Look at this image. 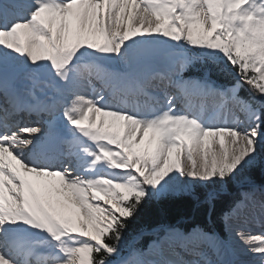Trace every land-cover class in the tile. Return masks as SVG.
Masks as SVG:
<instances>
[{"label":"snow or ice","instance_id":"obj_1","mask_svg":"<svg viewBox=\"0 0 264 264\" xmlns=\"http://www.w3.org/2000/svg\"><path fill=\"white\" fill-rule=\"evenodd\" d=\"M256 166L264 0H0V264H264Z\"/></svg>","mask_w":264,"mask_h":264},{"label":"trees","instance_id":"obj_2","mask_svg":"<svg viewBox=\"0 0 264 264\" xmlns=\"http://www.w3.org/2000/svg\"><path fill=\"white\" fill-rule=\"evenodd\" d=\"M249 175L258 182L264 181V168L256 166L250 170ZM214 219L218 220V215ZM143 220L146 224L167 223L178 224L181 227L192 221H196L201 225L211 226L212 224V221L209 220L207 213L203 209H194L183 200L165 201L155 207H150L145 213ZM150 239V235H145L143 240L140 241L141 245Z\"/></svg>","mask_w":264,"mask_h":264},{"label":"bare ground","instance_id":"obj_3","mask_svg":"<svg viewBox=\"0 0 264 264\" xmlns=\"http://www.w3.org/2000/svg\"><path fill=\"white\" fill-rule=\"evenodd\" d=\"M214 147L218 148V145H214Z\"/></svg>","mask_w":264,"mask_h":264},{"label":"water","instance_id":"obj_4","mask_svg":"<svg viewBox=\"0 0 264 264\" xmlns=\"http://www.w3.org/2000/svg\"><path fill=\"white\" fill-rule=\"evenodd\" d=\"M255 180V179H254ZM257 183H259L257 180H255Z\"/></svg>","mask_w":264,"mask_h":264}]
</instances>
